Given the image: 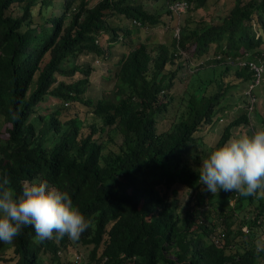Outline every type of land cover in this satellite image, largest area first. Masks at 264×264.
Returning <instances> with one entry per match:
<instances>
[{
    "label": "trees",
    "instance_id": "obj_1",
    "mask_svg": "<svg viewBox=\"0 0 264 264\" xmlns=\"http://www.w3.org/2000/svg\"><path fill=\"white\" fill-rule=\"evenodd\" d=\"M146 1L0 0V179L17 193L46 180L89 221L73 241H40L23 226L0 243V264L264 258V192L209 193L198 179L200 160L248 125L250 112L264 123L262 81L243 92L244 111L219 123L254 82L251 64L264 68V0H187L192 10L225 11L181 25L169 2L162 13ZM160 25L173 28L171 49L139 38ZM49 99L53 107H41ZM79 110L98 123L84 131ZM68 246L85 251L62 262Z\"/></svg>",
    "mask_w": 264,
    "mask_h": 264
},
{
    "label": "clouds",
    "instance_id": "obj_2",
    "mask_svg": "<svg viewBox=\"0 0 264 264\" xmlns=\"http://www.w3.org/2000/svg\"><path fill=\"white\" fill-rule=\"evenodd\" d=\"M168 4L180 17L190 5L187 0H171ZM257 66L262 70L257 76L254 69L256 78L246 91L263 79V65ZM199 169L198 179L206 192L235 191L242 197L264 192V125L215 147L200 160ZM8 184L7 179H0V243L12 242L23 226H31L40 241L65 236L76 240L89 228V221L67 191L46 180L28 182L19 193Z\"/></svg>",
    "mask_w": 264,
    "mask_h": 264
},
{
    "label": "rangeland",
    "instance_id": "obj_3",
    "mask_svg": "<svg viewBox=\"0 0 264 264\" xmlns=\"http://www.w3.org/2000/svg\"><path fill=\"white\" fill-rule=\"evenodd\" d=\"M169 1H171V0H167V2H165L164 0H159L156 3H153V1L147 0L146 3H147V5L152 6V8L153 7L154 8H159L162 13H165L166 6H167V3ZM209 1H211L210 2V4H211L212 1H214V0H209ZM215 1H224V0H215ZM230 2H231V0H230ZM218 7H219V5H216L215 8L213 6H209V10H205V9L192 10V5H190V8L188 9V11L180 17V25L182 23L184 24L186 22V20H188V19H191V20L195 21V19L197 17L201 16V15L202 16H204L206 14L211 15V14L214 13V10L225 11L224 8L223 9L222 8L219 9ZM164 19L167 22V17L166 16H164ZM120 23L124 24V25L129 24L128 21L125 20L123 17L120 18ZM172 29H173L172 26L167 27V26H164V25L147 28L146 30L142 29V30H140L139 38L141 40H143V41L148 42V45L151 47L150 49H153V48L157 47L160 44H164L169 49H171L170 40H171V38L173 36ZM262 37L264 38V31H262ZM117 52H119V51H117ZM101 67L105 68L104 65H101ZM99 81L100 80H98V83H99ZM178 87H181V84L178 85ZM245 89H246V86L244 85V86H242L241 90H238V91L235 92L236 97H240L241 96L240 99H241L242 102H239V100L237 101L239 107L236 106L235 108L229 109L230 112L225 113L224 116H222V120L219 123L229 122L232 119V117H233L232 114L238 113L240 111L239 109H242L243 111L245 110L246 104L243 103V101L245 99V97L243 99V94H244L243 92H245ZM177 91H178V93L181 94V90L179 88H177ZM256 93H258V95H259L258 99H257V107H258V110L260 112L259 116H260L261 119H264V73H263L262 83L259 85ZM54 102H55L54 100L49 99L47 101H44L41 104V107H46V106L53 107V103ZM44 110H46V109L42 108L41 111H44ZM173 110L174 109L171 108V111H173ZM78 112H79L81 117H84V122H85V125L83 127L84 131L88 130V127L86 126V125H88V123H91V122L98 123V120L94 116L87 115L83 110H79ZM249 117H250V121H249L248 125L247 124L246 125H241V126H239L237 128H234L232 130L233 136H237V135L244 134V133L251 134L253 129L257 128L260 125H264L263 120H259L253 114V112L249 113ZM214 130L219 132L217 126H215ZM114 138H115L117 143L120 141V136L118 134H115ZM216 139H217V136L215 134H213V136H209L208 135L206 140H207V142H211V141H215ZM206 145L209 146L208 144H206ZM184 197H185V195H184ZM76 249L81 250L83 252L85 251V249L82 248V247H78V246L71 247V246H68L67 249L64 250L62 252V254H61V257H60L61 261L62 262L66 261V260L68 261L69 259H72V257L74 258ZM258 263L259 264H264V258H262V257L259 258ZM53 264H56V261H54Z\"/></svg>",
    "mask_w": 264,
    "mask_h": 264
},
{
    "label": "built area",
    "instance_id": "obj_4",
    "mask_svg": "<svg viewBox=\"0 0 264 264\" xmlns=\"http://www.w3.org/2000/svg\"><path fill=\"white\" fill-rule=\"evenodd\" d=\"M174 9L176 10L177 7H175ZM251 65H252V67L255 69L257 76H259V74H260V72H261V70H262L261 67H260V66H257V65L255 66L254 64H251ZM74 258L77 260L78 256L75 255Z\"/></svg>",
    "mask_w": 264,
    "mask_h": 264
}]
</instances>
